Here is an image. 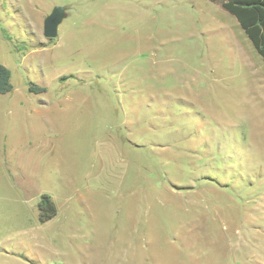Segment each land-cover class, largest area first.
<instances>
[{
	"label": "rangeland",
	"instance_id": "374dc122",
	"mask_svg": "<svg viewBox=\"0 0 264 264\" xmlns=\"http://www.w3.org/2000/svg\"><path fill=\"white\" fill-rule=\"evenodd\" d=\"M0 63V264H264V62L218 3L0 0Z\"/></svg>",
	"mask_w": 264,
	"mask_h": 264
},
{
	"label": "trees",
	"instance_id": "16d2710c",
	"mask_svg": "<svg viewBox=\"0 0 264 264\" xmlns=\"http://www.w3.org/2000/svg\"><path fill=\"white\" fill-rule=\"evenodd\" d=\"M218 3L225 11L233 15L251 44L264 62V0H210ZM9 69L0 63V94L12 90ZM30 92H43L44 86L29 85ZM38 219L46 221L56 213L53 200L43 194L38 203Z\"/></svg>",
	"mask_w": 264,
	"mask_h": 264
},
{
	"label": "water",
	"instance_id": "95a60500",
	"mask_svg": "<svg viewBox=\"0 0 264 264\" xmlns=\"http://www.w3.org/2000/svg\"><path fill=\"white\" fill-rule=\"evenodd\" d=\"M66 16L65 8L55 6L43 21V34L46 38L52 39L57 36L58 26Z\"/></svg>",
	"mask_w": 264,
	"mask_h": 264
},
{
	"label": "crops",
	"instance_id": "0c3cea01",
	"mask_svg": "<svg viewBox=\"0 0 264 264\" xmlns=\"http://www.w3.org/2000/svg\"><path fill=\"white\" fill-rule=\"evenodd\" d=\"M9 94V92L8 93H5V94H0V101L3 99V98H5L4 96H9L8 95ZM0 103H2V102H0Z\"/></svg>",
	"mask_w": 264,
	"mask_h": 264
}]
</instances>
